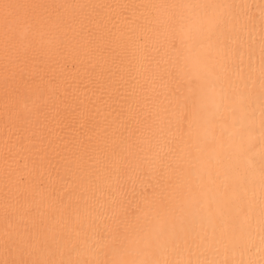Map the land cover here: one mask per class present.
I'll use <instances>...</instances> for the list:
<instances>
[{
    "label": "bare ground",
    "instance_id": "obj_1",
    "mask_svg": "<svg viewBox=\"0 0 264 264\" xmlns=\"http://www.w3.org/2000/svg\"><path fill=\"white\" fill-rule=\"evenodd\" d=\"M0 264H264V0H0Z\"/></svg>",
    "mask_w": 264,
    "mask_h": 264
}]
</instances>
